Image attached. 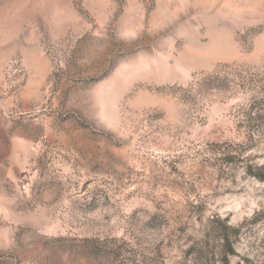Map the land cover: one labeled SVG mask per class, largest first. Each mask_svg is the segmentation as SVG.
Instances as JSON below:
<instances>
[{
    "label": "rangeland",
    "instance_id": "rangeland-1",
    "mask_svg": "<svg viewBox=\"0 0 264 264\" xmlns=\"http://www.w3.org/2000/svg\"><path fill=\"white\" fill-rule=\"evenodd\" d=\"M251 165L264 0H0V264H264Z\"/></svg>",
    "mask_w": 264,
    "mask_h": 264
},
{
    "label": "trees",
    "instance_id": "trees-1",
    "mask_svg": "<svg viewBox=\"0 0 264 264\" xmlns=\"http://www.w3.org/2000/svg\"><path fill=\"white\" fill-rule=\"evenodd\" d=\"M260 118H263L262 115L259 116ZM259 117H256L254 119H257ZM250 167V174L254 175L255 177L259 178L260 180H264V168H259V171L255 170L254 167L251 165ZM227 243H230V239L226 237Z\"/></svg>",
    "mask_w": 264,
    "mask_h": 264
}]
</instances>
